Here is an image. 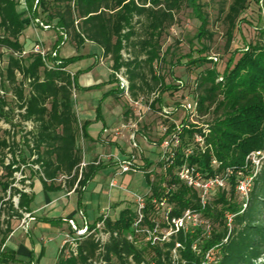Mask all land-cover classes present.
I'll list each match as a JSON object with an SVG mask.
<instances>
[{
  "label": "trees",
  "instance_id": "trees-1",
  "mask_svg": "<svg viewBox=\"0 0 264 264\" xmlns=\"http://www.w3.org/2000/svg\"><path fill=\"white\" fill-rule=\"evenodd\" d=\"M253 1L233 0L228 10L222 11L227 47ZM186 2L201 23L200 36L206 37L209 20L198 0H39L37 5L35 0H27L28 10L21 9L17 0H0V62L7 55L6 66L0 65V88L9 84L22 120L34 125L33 131L27 133L32 136V144L28 136L24 143L36 157L33 164L41 170L45 191L61 190V186L54 184L61 176L75 173L73 185L78 178L82 155L73 100L77 75L71 76L67 70L70 61L66 59H61L58 69L49 70L40 56L30 54L29 62L21 57L24 51H30L21 38L31 26V18L41 15L57 31H66L77 49L86 42L99 46L103 57L110 60L111 71L124 69L131 100L159 93L154 106L162 102L167 92L179 89L166 84L164 76L157 72V64L164 59L163 35L174 25L175 14ZM124 51L129 52L128 57ZM211 60L200 57L191 63ZM116 79L112 73L111 80ZM194 93L200 118L211 117L206 123L208 133L197 125L184 127L174 162L161 176L162 183L147 175L151 195L147 197L140 226L155 229L160 215L155 201L161 200L171 206L169 221L190 211L198 215L201 223H191L168 240L153 244L146 234L133 231L137 212L126 208L116 219L105 220L100 231L109 234L106 242L92 233L97 223L90 225L88 233L80 236L74 247L67 243L59 249L55 264H264V158L248 200L237 191L238 183L253 174L248 157L264 152V29L259 31V41L241 53L232 66L228 64L222 74L215 66L202 70L196 78ZM5 105L0 100L2 116ZM87 127L85 122L82 131L89 138ZM173 129L171 125L169 132ZM196 134L203 135V148L194 143ZM1 147L7 148V142L2 141ZM187 148H192L189 155L184 152ZM185 163L205 178H224L228 170L232 174L226 178V187L217 189L203 206L200 192L186 186L175 174L176 167ZM1 164L10 178L19 171V167H14L15 160L9 165L1 160ZM98 169L91 165L84 171L79 192L93 180ZM11 184L0 181L5 193ZM14 195H19L18 208L9 201L5 203L9 204V214L0 212V248L13 231L11 220L22 219L24 213H29L33 201V194L19 189H14ZM160 228H169L168 221ZM17 262L15 251L6 249L0 253V264Z\"/></svg>",
  "mask_w": 264,
  "mask_h": 264
},
{
  "label": "rangeland",
  "instance_id": "rangeland-1",
  "mask_svg": "<svg viewBox=\"0 0 264 264\" xmlns=\"http://www.w3.org/2000/svg\"><path fill=\"white\" fill-rule=\"evenodd\" d=\"M232 1L198 0L202 11L209 20V33L206 37L200 36L201 23L187 2L175 14L174 25L164 33L161 41L164 59L157 64V72L164 76L166 84L179 87V89L167 92L163 96L162 102L151 106L150 110L146 108L151 102V96H145L146 100L142 104L144 112L141 120L136 115L129 97L125 96L119 89L117 79L115 82L111 80L110 60L103 57L101 62L100 58H97L96 54L99 53V50L94 47L95 45L77 49L76 46L71 44V41H69L70 43H61V36L55 28L49 31L39 29V38H37L31 26L26 28L21 38V42L26 49L31 50L37 40L45 43L47 47H56L61 58L70 61L68 70L77 75V88L73 91V100L75 112L77 114L76 105L79 104L78 109L82 118L81 120L77 116V143L81 150L82 160L92 162L98 160L101 156H107L114 152H119V157L122 158L123 155H127L128 151H133L138 157V163L140 164L138 171L116 177L118 186L115 188H110L109 182L114 177L117 168L116 161L114 158L101 161L98 166L100 169L107 166L105 163L109 161V166L113 170L103 176L96 174L90 182L88 190L83 189L84 197L83 200L81 199L83 202L81 211L84 213L85 220L89 225L100 222L99 219L103 215L116 219L119 213L126 208L137 212V197L147 198L151 195L147 175H150L152 181L157 180L162 183L161 176L164 171L161 167L162 163L159 162L160 149L159 146L153 144L162 138L161 125H170L160 115L162 108L171 109L179 102L186 99L191 100L195 94L196 78L202 70L215 66L217 71L222 74L228 64L232 66L241 53L246 52L251 44L259 41V31L264 29V2L254 0L246 13L242 15V19L238 22L234 31L233 40L230 46L227 47V27L222 20L224 15L222 11H227ZM39 17L42 18L41 15ZM128 53L124 51V56L128 57ZM28 56L25 57L27 62H29ZM200 57H208V59H212V62L191 63L192 60ZM214 58H217V61ZM6 64L7 55L0 62L3 68ZM2 89L5 95L1 101H5L6 105L3 108V116L0 115V181L3 183L8 181L12 183V186L5 193L0 185V199H4L1 210L7 216L10 210L9 204L5 205V203L16 201L17 195H14V189L25 190L28 194L34 193L33 206L44 202L45 190L41 180H39L41 170L33 164L36 157L27 147L26 142L24 143L26 136H28L27 133L33 131L34 125L22 120L18 103L9 84L5 83V87ZM170 117L180 122L183 119V114L177 112L170 115ZM83 120H89L87 132L90 136L99 139L100 133L104 135L103 138L100 137V140H98L100 144L99 154L96 153V146L93 145L90 138L83 135ZM209 120H211L210 116H203L198 119V122L206 125ZM130 123L136 124V142L139 145V150H142L141 153L139 150L133 149L130 132L123 128L124 125ZM105 126L110 132L103 134ZM115 129H120V135L114 132ZM27 138L32 144V136ZM114 139L115 142H112ZM2 141L7 142V148L1 147ZM110 146H115L113 147V153ZM1 160H4L5 163L16 161L14 167H19V171L14 174L13 178L9 177L7 170L1 164ZM143 163H145V166H141ZM149 171L151 172L149 173ZM54 184L61 186L64 194L71 192L74 187L72 179H66L62 176ZM77 192H79L78 189ZM78 199V195L73 196L72 204H77ZM99 206L101 210L98 209ZM51 211V209H48L40 213L39 216L44 217ZM100 211H103V214H100ZM36 215L37 213L32 214L35 221L39 220ZM76 218L78 222L81 221V224H84V219L79 214ZM21 221L22 219L17 218L11 220L13 231L21 225ZM156 221L160 233L166 234L170 231L169 228H160V225L165 222L162 212L156 218ZM192 222L190 221L188 225ZM197 222L201 223L200 219ZM52 224H55L54 228H65L67 233L72 234L68 220H47L39 222L36 229H33L32 226L31 237H28V234L23 231L17 235V238L24 239V242L31 248L37 249L36 257H40V264H55L61 243L65 239L64 233L62 234L64 231L54 230ZM95 234L98 235L99 232L97 231ZM12 239L10 235L7 237L5 243H3L6 244L4 251L8 249L7 245ZM34 264H37V262H34Z\"/></svg>",
  "mask_w": 264,
  "mask_h": 264
},
{
  "label": "built area",
  "instance_id": "built-area-1",
  "mask_svg": "<svg viewBox=\"0 0 264 264\" xmlns=\"http://www.w3.org/2000/svg\"><path fill=\"white\" fill-rule=\"evenodd\" d=\"M21 9L28 10L27 6V0H17ZM39 0H35V4L37 5ZM264 2V0H262ZM34 26L35 28L43 29L44 31H49L52 28H54L52 25L47 24L44 22L41 18H31V26ZM61 36V43L69 42V36L66 31L61 30L58 31ZM30 54L40 56L45 67L49 70L58 69V67L61 64V57L59 55V51L57 48H46L44 44L41 41H37L32 49L30 51H24L21 55V57H26ZM215 61H217V58H214ZM102 62V60H101ZM117 78L118 87L122 91V93L125 96L129 97V100L131 101L132 105L135 108L136 115L139 116V119L141 120L143 117V106L142 104L146 100V97L141 96L137 100H131L130 98V82L128 78L124 75V69H122L120 72H113ZM71 76L74 77L75 75L70 72ZM5 93L3 89L0 88V100L4 97ZM159 98V93H154L151 95L150 104L146 108L147 110H150L153 102ZM177 112H181L183 114V119L180 122H177L173 120L170 115H173ZM0 115H1V109H0ZM161 116L165 118V120L168 121L170 125H161V131H162V138L157 142L153 143L154 145L159 146L160 149V160L159 162L164 163L163 171L166 172L167 169L173 164L175 159V150L180 146V136L179 134L182 132L183 128H189L190 125H197L200 128H203V132L205 134L208 133L207 125H204L202 123L198 122L199 116V110H198V102L194 100L193 98L191 100H184L180 102L178 105L172 107L171 109H165L162 108ZM1 117V116H0ZM171 122V123H170ZM29 123V122H27ZM1 125V121H0ZM171 125H174L175 129L173 131L169 132L171 130ZM123 128L127 129L128 132H130V138L133 141V149L139 150V145L136 142V124L130 123L128 125H124ZM110 132L109 129L104 128L103 134H106ZM114 132L117 135H120V129H115ZM160 142V143H159ZM194 143L198 145L199 147L203 148L205 144V140L203 135L196 134L194 138ZM139 152L141 153L142 150L140 149ZM185 155H189L192 153V148H187L185 151ZM114 158V160L117 163V168L114 173V177L109 182L110 188H115L118 186L116 177L126 175L128 173H136L138 169L140 168V164L138 163V157L136 156L133 151H131L125 158L120 159L115 155H107V156H101L98 160L87 162L85 159L82 160L81 164L78 167V178L77 181L74 184V187L72 189V192H75L79 188V182L82 179V175L84 171L91 165L99 166L101 164L102 160H111ZM264 158V152H255L252 153L248 160L251 161L253 164V174L245 176L237 185V191L241 194L242 198L247 201L249 192L251 190L253 179L256 176L259 167L261 165V159ZM216 164V161L213 162ZM6 165H9L10 162L5 163ZM38 166V165H37ZM141 166H145V163L141 164ZM39 168V166H38ZM40 170V168H39ZM151 171H149L150 173ZM17 173V172H15ZM14 173V174H15ZM75 173H73L72 176L66 177L62 176L66 179H72ZM175 174L179 178L181 182H183L186 186L190 188L197 189L200 192L201 197V203L204 206L208 199L211 197V195L219 188H225L226 187V178L232 174V170H228L223 177L215 176L210 178H205L202 176L200 172H198L195 168L188 166L186 163L176 167ZM14 176V175H13ZM12 186V184H11ZM9 187V189L11 188ZM20 190V189H19ZM23 192H26L25 190H21ZM3 198L0 199V212L1 210V204L3 202ZM146 200L147 198L138 196L136 199L138 210H137V219L135 223L133 224V231L135 233H143L146 234L147 240L151 241L153 244L159 242L160 240H168L172 234L176 233L180 228H185L188 223L191 221L195 222L192 224L196 225L198 224L197 220H199L198 215H193L190 211L185 212L182 218L180 219H172L169 221V213L171 211V206L166 202V200H161L160 202H156V207L158 208L159 212L163 214V217L166 221H168L169 224V232L166 234L160 233L158 231L159 226L156 225L155 229L152 231L148 227L141 228L140 223L143 220L144 214L143 211L146 207ZM19 204V195H17L16 201L13 203L15 208H18ZM246 205H244L245 207ZM79 215L84 219L83 227H79L76 222L73 219H68V224L71 227L72 234H68L64 240V243L62 246L66 245L67 243L71 246H75L80 236H84L89 231V224L85 220V215L82 211H79ZM108 218L107 215L102 216V220L97 223L96 228L93 229L92 233H95L99 231V234L97 235L98 239H100L102 242H106L109 238V234L103 233L100 230L102 229L105 220ZM232 217H229V220L231 222ZM35 218L32 216L31 213H24L23 218L21 221L20 227L23 228L26 232L29 231V224L31 221H34ZM13 236V232L10 234V237ZM6 248V244H3L1 247V253L4 252V249Z\"/></svg>",
  "mask_w": 264,
  "mask_h": 264
},
{
  "label": "crops",
  "instance_id": "crops-1",
  "mask_svg": "<svg viewBox=\"0 0 264 264\" xmlns=\"http://www.w3.org/2000/svg\"><path fill=\"white\" fill-rule=\"evenodd\" d=\"M32 27V29H33V31H34V33L36 34V36H37V38H39V29L40 28H35L33 25L31 26ZM38 41V40H37ZM36 41V42H37ZM56 41H57V39H56ZM35 42V43H36ZM43 43V42H42ZM70 43V42H69ZM44 44V46L46 47V48H50V47H47V45L45 44V43H43ZM72 44V43H71ZM72 45H74V44H72ZM90 46V45H95L94 47L95 48H97L98 50H99V53L98 54H96L97 55V58H100V61L102 60V58H103V51H102V49L99 47V46H97L96 44H93V43H89V42H86L83 46H82V48H84V47H86V46ZM75 46V45H74ZM59 55H60V52H59ZM61 57V56H60ZM63 59V58H62ZM67 70H68V68H67ZM69 71V70H68ZM70 72V71H69ZM115 89V88H114ZM114 91V90H113ZM79 105V104H78ZM78 105H76V108H77V116L79 117V119L81 118V113H79L80 111H79V109H78ZM74 108H75V105H74ZM95 117H97V116H95ZM94 117V118H95ZM97 119V118H96ZM81 120H82V118H81ZM84 121V123L85 122H88L89 123V120H83ZM105 128H107L106 126H105ZM87 129H88V127H87ZM102 136H104V135H102L101 133H100V137L101 138H103ZM100 137H99V139H96L95 137H92V136H90L89 135V138H90V140L92 141V143H93V145L94 146H96V149H95V151H96V153L97 154H99L100 153V151H99V146H100V144H99V141L98 140H100ZM146 139V138H145ZM112 142H115V139L114 140H112ZM110 147H112L111 149V152L113 153V147H115V146H110ZM91 152V151H90ZM89 152V153H90ZM130 152L128 151V153H127V155L129 154ZM112 155H115V156H117L118 158H120L119 157V152H114ZM127 155H123V157L122 158H120V159H123V158H125ZM107 164V166H104V167H102L101 169L99 168L98 170H97V172H96V174H101L102 176L104 175V174H109V173H111L112 172V170H113V168H110L111 166H109V164H110V162L109 161H107L106 163H105V165ZM95 174V175H96ZM95 177V176H94ZM40 180V179H39ZM89 184H90V182H89ZM89 184L86 186V188L84 187L83 189H85L86 191L88 190V187H89ZM83 189H82V191L81 192H77V191H75V192H69V193H67V194H64L63 193V191H62V189L61 190H54V191H45L44 193H45V200H44V202L42 203V204H38V205H34L33 206V202L30 204V212L29 213H31V214H34V213H37V215L36 216H38V218H39V220H34V221H32V222H30V224H29V231L28 232H26L23 228H21L20 226L18 227V228H16V229H14V231H12L13 232V236H12V240L9 242V244L7 245V248L9 249V250H12V251H15L16 252V255H17V259H18V261L19 262H17L16 264H34V262H37V264H40L41 263V259H40V257H36V252H37V249L36 248H34V247H30L27 243H25L24 242V239H22L21 237H18L17 238V235L20 233V232H25L26 234H28V237H31L30 236V231H31V229H32V226H33V229H36L37 228V226H38V223L39 222H44V221H49V220H68V219H73L75 222H76V224L79 226V227H83V224H81V221L80 222H78V220H77V215L79 214V211H81V207H82V205H83V202L81 201V199L83 200V197H84V191H83ZM33 194V200H34V193H32ZM75 195H78L79 196V199H78V201H77V204H75V205H73L72 204V198H73V196H75ZM66 201V202H65ZM56 206V207H55ZM48 209H51L52 211L48 214V215H46V216H44V217H40L39 216V214L40 213H42V212H45L46 210H48ZM98 209H100V206L98 207ZM101 210V209H100ZM100 214H103V211H100ZM54 225L55 224H52V226H53V229L55 230H62V231H64V232H62V234L64 233V237L66 238V236L69 234V233H67V230H65V228H61V229H57V227L56 228H54ZM69 228V227H68ZM70 230H71V227H70ZM65 240V239H64ZM64 240L62 241V243H61V247H62V245H63V243H64ZM60 247V248H61ZM35 260H37V261H35Z\"/></svg>",
  "mask_w": 264,
  "mask_h": 264
}]
</instances>
